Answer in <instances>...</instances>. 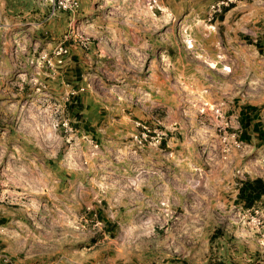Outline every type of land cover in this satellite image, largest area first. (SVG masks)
Listing matches in <instances>:
<instances>
[{
  "label": "rangeland",
  "instance_id": "obj_1",
  "mask_svg": "<svg viewBox=\"0 0 264 264\" xmlns=\"http://www.w3.org/2000/svg\"><path fill=\"white\" fill-rule=\"evenodd\" d=\"M32 1L43 42L4 114L39 145L0 149V264H264V195H239L264 181V0ZM65 63L111 98L105 131Z\"/></svg>",
  "mask_w": 264,
  "mask_h": 264
},
{
  "label": "crops",
  "instance_id": "obj_2",
  "mask_svg": "<svg viewBox=\"0 0 264 264\" xmlns=\"http://www.w3.org/2000/svg\"><path fill=\"white\" fill-rule=\"evenodd\" d=\"M81 1L84 2V0ZM208 1L212 0H205L206 3ZM31 8H38V5L32 0H0V149L6 147L13 152L16 150H20L21 152L33 151L32 149L37 151L35 146L39 145L36 135L32 133L33 131L31 132L27 127L24 129L21 126L23 123L19 117H16L14 113L12 115V112L10 115L4 114L8 110L6 109L7 104L12 101H20L24 97L27 83L24 78L18 79L16 73L30 72L35 56L33 53L43 42L39 38L38 23L32 26L36 28L33 31H30L32 27L28 26L29 22L26 20V10L33 11ZM234 13L235 9H225L220 20H218L222 32L225 31L224 35L230 33V28L232 29L229 21ZM38 14V12L34 13V16H38ZM61 25L63 26L62 23ZM47 28L53 31L54 27L48 26ZM52 44L53 42H49L45 48L49 49ZM60 71L58 72L61 75L59 80L61 79L64 83L76 89L79 87L80 84L77 79L80 77L81 71L78 66L73 63H65ZM46 82L50 87L56 88V79L53 75ZM80 86L79 89L83 91L78 92V101L82 107L80 112L82 113L81 117L84 119L82 127L84 132L93 135L91 129L93 131L102 116V125H104L105 131V128H109V124H105V122L107 120L109 122L110 117L107 119L106 116L100 115L102 111L101 101L109 103L111 102V98L99 96L95 91L89 89V86ZM73 97L74 95L70 96V98ZM19 122L22 124H19ZM27 162H30L31 165L33 163L31 160ZM34 162H36L37 165H35L37 167H52V163L48 164L45 158H36ZM13 210L17 211V209Z\"/></svg>",
  "mask_w": 264,
  "mask_h": 264
},
{
  "label": "trees",
  "instance_id": "obj_3",
  "mask_svg": "<svg viewBox=\"0 0 264 264\" xmlns=\"http://www.w3.org/2000/svg\"><path fill=\"white\" fill-rule=\"evenodd\" d=\"M71 99L75 101L77 98L74 96ZM253 128L255 131L257 130L255 125ZM242 136H245V134H242ZM243 193L246 194V198H248L250 203L259 199L264 195V181L260 178L243 181L239 189V195H243Z\"/></svg>",
  "mask_w": 264,
  "mask_h": 264
},
{
  "label": "built area",
  "instance_id": "obj_4",
  "mask_svg": "<svg viewBox=\"0 0 264 264\" xmlns=\"http://www.w3.org/2000/svg\"><path fill=\"white\" fill-rule=\"evenodd\" d=\"M54 9L72 10L75 11L79 7L80 0H45ZM65 50L60 49V52Z\"/></svg>",
  "mask_w": 264,
  "mask_h": 264
}]
</instances>
